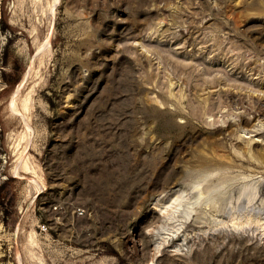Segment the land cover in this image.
<instances>
[{"label": "rangeland", "instance_id": "obj_1", "mask_svg": "<svg viewBox=\"0 0 264 264\" xmlns=\"http://www.w3.org/2000/svg\"><path fill=\"white\" fill-rule=\"evenodd\" d=\"M0 245V264H264V0H0Z\"/></svg>", "mask_w": 264, "mask_h": 264}, {"label": "bare ground", "instance_id": "obj_2", "mask_svg": "<svg viewBox=\"0 0 264 264\" xmlns=\"http://www.w3.org/2000/svg\"><path fill=\"white\" fill-rule=\"evenodd\" d=\"M50 46V37L48 36L45 40H44V42H42V44H40L39 46H38V48H37V52H36V55H38V54H41L47 47H49ZM51 48V47H50ZM34 61V60H33ZM32 69V68H31ZM28 73V72H27ZM30 73V72H29ZM26 73H25V76H24V80H22V81H24L25 82V79H26ZM39 78H41V77H39ZM23 83V82H22ZM36 83V82H35ZM37 84V83H36ZM36 84H34V86H33V88L32 89H35V86H36ZM21 85V84H20ZM20 85H19V87H20ZM38 85V84H37ZM19 87L17 88V90L14 92L15 94L13 95L14 97H13V99H12V101H11V106H12V109L14 110V111H16V112H19V109H18V105H17V103H16V100H15V96H16V94H17V92H18V90H19ZM29 97H31V95H27V97L26 98H24V100H23V106H25L26 107V105H27V101H28V98ZM32 101V100H31ZM31 103V102H30ZM20 164V163H19ZM18 164V165H19ZM21 165V164H20ZM19 165V166H20ZM16 166V165H15ZM16 168V167H15ZM14 168V169H15ZM18 169H19V167L18 168H16V172H18ZM32 180H33V182H35V183H38V181H37V179L36 178H32ZM172 186V185H171ZM171 188V187H170ZM205 188V187H204ZM210 190V192H211V189H209ZM209 190H208V188L207 189H204V190H201L200 192H197V191H195L194 189H192V191L190 192V193H188V194H181V193H179V194H177L175 197H174V195H172V196H170V198L167 200V201H163V202H161L160 204V209L163 211V212H165L166 213V216L168 215V218L169 219H175V221H178L179 220V218H178V215H179V212H181L182 210H184V211H193V210H195V209H197V207H199L198 206V203H199V199L202 197V195L203 194H205L206 192L208 193L209 192ZM206 196V195H205ZM193 197H194V199H193ZM159 205V204H158ZM164 215V214H163ZM158 216H159V214H158ZM202 217V216H201ZM259 219H257V221H258ZM234 221H235V219H234ZM183 222H185L184 220H180L179 222H175L174 223V225H175V228H177V229H179L181 226H182V224H183ZM222 222V221H221ZM235 223H237V222H235ZM188 225V224H187ZM238 225V224H237ZM18 227V226H17ZM18 229V228H17ZM16 232V231H15ZM29 241H30V243H32V244H34L35 242H36V239L34 238V235H33V233L31 232L30 233V237H29ZM118 242V247L120 248V249H122L123 248V244H122V242L120 241V240H118L117 241ZM18 253H20V251L18 252ZM151 262V261H150ZM149 262V263H150ZM148 263V264H149Z\"/></svg>", "mask_w": 264, "mask_h": 264}, {"label": "built area", "instance_id": "obj_3", "mask_svg": "<svg viewBox=\"0 0 264 264\" xmlns=\"http://www.w3.org/2000/svg\"><path fill=\"white\" fill-rule=\"evenodd\" d=\"M83 212H84V209L83 208H81V207L77 208V213L83 214ZM39 226H40V228H41L42 231H47L48 230V227H49L46 222H43ZM11 246H13V244ZM11 246L8 248L9 256L11 255ZM1 248H2V246L0 245V250H1ZM6 254H7V251L5 249L2 252H0V257H2V256L4 257Z\"/></svg>", "mask_w": 264, "mask_h": 264}, {"label": "trees", "instance_id": "obj_4", "mask_svg": "<svg viewBox=\"0 0 264 264\" xmlns=\"http://www.w3.org/2000/svg\"><path fill=\"white\" fill-rule=\"evenodd\" d=\"M1 18H2L3 20L6 19V14H5V10H4V9H2V15H1ZM3 75H5V74H3ZM4 79H5V81L10 82L9 78H7L6 76H4ZM109 251H111V253H114V254L120 256V254H119V253L117 252V250H115V249H111V250H109Z\"/></svg>", "mask_w": 264, "mask_h": 264}]
</instances>
